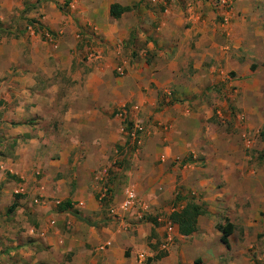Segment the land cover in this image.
<instances>
[{
  "label": "crops",
  "instance_id": "crops-1",
  "mask_svg": "<svg viewBox=\"0 0 264 264\" xmlns=\"http://www.w3.org/2000/svg\"><path fill=\"white\" fill-rule=\"evenodd\" d=\"M105 1L73 0L69 5L76 10L65 15L60 0H41L35 6L32 1L0 0L3 30L14 27L10 42L0 37V70L8 49L17 48L20 54H32L36 64L29 73H69L74 69L70 54L79 50L76 31L91 24L107 54L122 43L137 47L138 54L135 61H123V79H113L108 67L116 64L105 58L78 82L77 95L63 94V80L39 84L34 91L35 81H22L28 76L5 81L12 90L0 108V125L17 140V172H42L40 183L59 172L72 179L57 178L31 189L28 199L35 193L45 197L29 211L40 234L32 243H0V264H141L139 253L163 241L166 221L173 224V241L165 251L159 246L161 253L156 251L149 264H264V0H232L228 10L213 0H108L102 5ZM112 4L127 10L113 19ZM28 19V30L18 32ZM35 28L56 33L55 50L39 39L49 33L35 34ZM161 92L175 99L162 100ZM33 103L35 109L28 105ZM61 103L68 104L62 115L56 111ZM159 104L164 106L153 114ZM119 106L129 108L133 120L153 119L152 132L132 150L129 161L137 181L132 189L143 208H150V218L134 215L135 210L123 214L122 194L114 197V216H97L99 170L106 175L113 154L131 152L112 116ZM37 113L51 137L63 136L58 144L48 139L47 147H36L35 140H27L29 130L36 133L29 123ZM162 131L163 140L156 143ZM43 151L49 155L39 156ZM65 202L70 206L59 210ZM188 203L203 213L195 232L183 236L170 216ZM123 215L130 220L128 230H123ZM50 219L56 220L53 226ZM226 224L231 225L229 248L221 243L218 229Z\"/></svg>",
  "mask_w": 264,
  "mask_h": 264
},
{
  "label": "rangeland",
  "instance_id": "rangeland-1",
  "mask_svg": "<svg viewBox=\"0 0 264 264\" xmlns=\"http://www.w3.org/2000/svg\"><path fill=\"white\" fill-rule=\"evenodd\" d=\"M25 3L29 4L30 1H32V5L38 4L41 0H24ZM73 0H60L58 3L59 10L67 15L68 13L71 14V6L69 5L72 3ZM109 1L106 0L105 2L101 3L102 5L104 3H108ZM26 4V5H27ZM217 6V5H216ZM262 12H264V7L262 9ZM23 16V15H22ZM32 20V19H30ZM27 23H21L18 25L17 31L19 32H25L28 30L30 22ZM36 22V20H33ZM38 23V21L36 22ZM33 26V25H31ZM78 26V25H77ZM86 27L85 31L78 32L76 31L77 40L79 41V47L75 53L70 54V58L72 57V62L74 69L76 66L78 67V71L76 72L73 67L72 70H70L69 73L66 71L64 72H55V71H48L44 74L41 73V71H36L34 73H29L27 69L30 67V65H35L36 63L33 62L32 54L26 50L22 54L19 52H16L17 48H13L10 50V48L7 51V63L6 66L3 67V70H0V108L3 107L2 103L4 102L5 98L8 93L11 92L12 88L7 87L6 80H12L16 82V79L20 81V79L23 76H28V78H25V80H22L24 84H28L30 81H35L37 84H35V88H33V91L36 89L38 90L40 85L44 83H54L59 80L62 81V90H64L63 94L69 95L70 93L73 95H77V92H75V88H77L78 82H83L85 79V76L88 75L90 71H93L95 66L97 64H100L101 62H109L110 64L114 62L116 65L109 66L108 69L111 71V74L113 75V79H123V76H125L126 72L123 70V61L127 60H136L137 54V47L133 49V46L126 45L123 47V43L119 45V47L116 50H113L111 54H107L105 51V47L102 43V38L95 34L97 33V30H94V25L91 24ZM37 28V26H36ZM35 28V29H36ZM79 28V27H78ZM14 29V27H13ZM12 27H9V29L3 30V26L0 24V37L4 36L7 38V40L10 42L12 39L13 34ZM41 32L46 33L48 32L50 35H53V39L56 43H50L46 42V39L42 36L39 37L43 43L47 45V47L51 50L54 49V45H57V35L56 33H51L47 30H44L43 28L36 29L35 34ZM89 35V38L85 37L86 33ZM87 36V35H86ZM20 40H18L19 42ZM29 42V40H28ZM27 42V43H28ZM1 45V44H0ZM26 47V46H25ZM38 51H36V55H39V47H37ZM35 50V49H34ZM101 51V52H100ZM0 53H4V50H1ZM38 61V59L36 58ZM67 59H64V63H66ZM1 62V61H0ZM69 62V59L68 61ZM52 64H55L52 62ZM9 65V66H8ZM17 65V66H15ZM51 66V65H50ZM2 67L0 66V69ZM17 68L20 69L19 72H16ZM24 69L23 75L21 76V70ZM3 74V75H2ZM32 74V75H31ZM21 82V81H20ZM28 87V86H27ZM30 88V87H29ZM41 88V87H40ZM32 89V88H31ZM81 91H79L80 94ZM29 93L32 94V90L29 91ZM41 92H38L37 95H41ZM14 95V94H13ZM161 99L169 101H173L175 99L172 96H169L167 94H164L163 92L160 93ZM159 96V97H160ZM41 97V96H40ZM41 100L43 101L44 98L41 97ZM42 101L40 104V112H42ZM31 103V102H28ZM30 108L35 109L37 107V104H28ZM56 111L59 112L61 115L63 112L67 109L68 104L61 103L57 104ZM134 106V105H133ZM159 110L155 111L153 114H157L160 111V108L164 105L159 104L157 105ZM138 110H133V112H137ZM123 113V116L119 117V114ZM38 113L36 114V117H33L31 119L32 123H29V128L31 130H35V134H31L32 132L29 130V132L26 134L27 140H35V143L32 144V146L36 147H47L48 145L44 142L50 139L52 142L55 140V144L59 143V140H62L63 136H52L49 135L50 131L45 128L44 120L39 122L37 121L39 118ZM116 115L117 119L119 120V135L120 138L123 139V144L126 142L125 145L128 146L129 150L131 149V152L128 150H124L123 152H119L116 154H113L111 158V163L109 164V168H104L106 171V175H103V169H100L101 175H99V179L97 180V193L95 200L97 201L98 205L101 206V208L98 211L97 216L99 213L102 214V217L106 218L107 215L114 216L111 214V209L116 207V204H114V197L118 196V194H122L123 197L125 196V190L126 189H132L134 188V185L137 183L136 179V173L135 169L131 168L129 166V161L131 163V160L133 159V149H137L144 143V140L146 139V136L148 132H152V118L148 119H137L133 120L132 116L130 114L129 108L126 106H119L116 111L113 113V117ZM1 117V112H0ZM36 118V119H34ZM135 125H140L141 130L134 131ZM36 126H39V129H37ZM131 133H134V136H131ZM164 132L162 131L161 135L155 136L154 140L159 142V140H163ZM151 138V136H150ZM26 140V139H25ZM140 141L139 143L137 141ZM17 140H14L12 138V135L8 133L7 126L0 125V237H2L5 241L0 240V243H15L17 239H22L25 241V243H32L36 241V236L40 234L39 231V225L35 224L36 217L30 214L31 207L35 208V206H40L41 201L45 199V197L41 196L39 197L37 193L33 194L32 199H28L29 195L32 194V190L34 188H38L39 186L50 185L51 180L61 179L63 177L71 178V174H63L62 172H59L57 174V177L54 179H51V177H48L50 175H47V178L44 180V183H40L39 179L44 176L42 174V169L40 170L41 173H37L36 171L33 172L30 170L26 175H21L20 172L16 170L15 166L13 165V162L16 160L15 152L17 150ZM57 142V143H56ZM52 144V145H55ZM43 154L49 155V153L46 152H40L38 153L39 156H43ZM57 155V154H53ZM123 160V161H122ZM121 161V162H120ZM120 162V164H118ZM135 173V174H134ZM26 177H28V180H26ZM108 177H111V181H108ZM106 180V181H105ZM28 182V183H26ZM108 187V191L105 192L103 189ZM133 190V189H132ZM135 194V192H134ZM136 196V194H135ZM15 198V199H14ZM125 200V198H123ZM48 202L55 203V199L47 198ZM123 200V201H124ZM17 202V203H16ZM21 202V204H20ZM174 201L170 200L169 205L170 207H175L176 204H172ZM12 203H16L19 206H22L21 211L19 212V208L14 209L12 212H7L9 206ZM30 204V206H29ZM146 204V203H145ZM32 205V206H31ZM144 202H141L139 200V197L136 196V201L133 205V207L130 210H122L123 214L127 215L131 211L135 210L134 215L137 213H142L143 219L150 218L151 212H149L150 208L147 207L146 209L143 208ZM147 205V204H146ZM168 205V206H169ZM20 206V207H21ZM59 207V206H58ZM57 207V208H58ZM145 209V210H144ZM72 213V211H70ZM53 218H56L55 210L53 211ZM128 216V215H127ZM123 215V230H128L127 225L130 223L129 218ZM50 219L47 223L49 225H52L53 222L56 220ZM89 222H93V219H89ZM53 226V225H52ZM12 227V229H10ZM32 231V232H31ZM32 240V241H30ZM176 241V240H175ZM161 244V242H160ZM160 244H149L147 245L148 254L150 255L146 262L142 264H149L151 259H154L155 252L158 251ZM221 246V245H220ZM1 253V252H0ZM161 253V252H157ZM156 253V254H157ZM254 258V257H253Z\"/></svg>",
  "mask_w": 264,
  "mask_h": 264
},
{
  "label": "trees",
  "instance_id": "trees-1",
  "mask_svg": "<svg viewBox=\"0 0 264 264\" xmlns=\"http://www.w3.org/2000/svg\"><path fill=\"white\" fill-rule=\"evenodd\" d=\"M125 10H127V8H123L118 4H112L109 9V15L113 19H118ZM69 206L70 204L68 202H65L59 205V210H64ZM16 207L17 204L12 203L9 206L7 212H12ZM202 213L203 211L198 205L188 203L180 211L173 212L170 218L175 224H177L179 233L183 236H188L195 232L197 226V217ZM75 214L77 218H79L80 220H84L79 217L77 213ZM218 229L222 232V236L220 238L221 243L229 248L227 237L231 234V225L226 224L224 227L219 226Z\"/></svg>",
  "mask_w": 264,
  "mask_h": 264
},
{
  "label": "built area",
  "instance_id": "built-area-1",
  "mask_svg": "<svg viewBox=\"0 0 264 264\" xmlns=\"http://www.w3.org/2000/svg\"><path fill=\"white\" fill-rule=\"evenodd\" d=\"M214 3L217 5V7H220L222 9L228 10L232 5V0H213ZM45 38L52 42L53 39L49 34H45ZM123 116V113L119 114V117ZM141 130V128L138 125H135L134 131ZM131 136H134V133H131ZM139 143V141H137ZM125 200L123 201L121 205V209L126 211L129 210L131 207H133L136 196L134 194V191L132 189H126L125 190ZM173 241V224L170 221L165 222V236L163 241L161 242L160 250L165 251L167 247L171 244ZM148 252L142 251L138 255V261L139 263H144L149 258Z\"/></svg>",
  "mask_w": 264,
  "mask_h": 264
}]
</instances>
